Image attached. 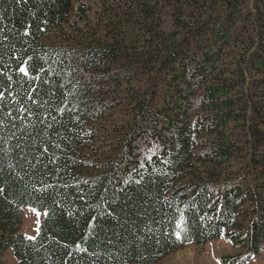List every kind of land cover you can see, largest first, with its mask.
I'll return each mask as SVG.
<instances>
[{"label": "trees", "instance_id": "16d2710c", "mask_svg": "<svg viewBox=\"0 0 264 264\" xmlns=\"http://www.w3.org/2000/svg\"><path fill=\"white\" fill-rule=\"evenodd\" d=\"M100 1L0 0V264L264 254V0Z\"/></svg>", "mask_w": 264, "mask_h": 264}, {"label": "rangeland", "instance_id": "374dc122", "mask_svg": "<svg viewBox=\"0 0 264 264\" xmlns=\"http://www.w3.org/2000/svg\"><path fill=\"white\" fill-rule=\"evenodd\" d=\"M80 1L84 6H87V19L89 20L91 28H97L98 31H104L111 28V21L104 12L100 0ZM76 6L77 5L75 4V7ZM72 24L76 23L72 21ZM80 26L83 29H87V23L85 22L80 23ZM149 78V75L144 76L141 86L137 90H140L147 85L151 86L147 81ZM21 219L22 224L20 227V234L26 239H34L38 231L40 215L29 208H24L21 210ZM242 254L243 251L233 249L228 242L219 239L209 242L203 247L196 246L195 244L183 246L165 257L159 264H226L227 260L238 257ZM187 257L189 260L185 263ZM2 262L3 264H16L10 252L3 254ZM244 264H264V254L257 257L250 256L248 261Z\"/></svg>", "mask_w": 264, "mask_h": 264}, {"label": "snow or ice", "instance_id": "6c2138e0", "mask_svg": "<svg viewBox=\"0 0 264 264\" xmlns=\"http://www.w3.org/2000/svg\"><path fill=\"white\" fill-rule=\"evenodd\" d=\"M19 71H20L21 73H23L24 75H28V71H27V69H26L25 67H21V68L19 69Z\"/></svg>", "mask_w": 264, "mask_h": 264}, {"label": "bare ground", "instance_id": "6f19581e", "mask_svg": "<svg viewBox=\"0 0 264 264\" xmlns=\"http://www.w3.org/2000/svg\"><path fill=\"white\" fill-rule=\"evenodd\" d=\"M188 260H189V259H188V257H187V258L185 259V263H187V262H188Z\"/></svg>", "mask_w": 264, "mask_h": 264}]
</instances>
